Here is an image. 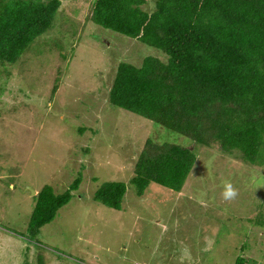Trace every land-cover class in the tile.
<instances>
[{"label":"rangeland","instance_id":"obj_1","mask_svg":"<svg viewBox=\"0 0 264 264\" xmlns=\"http://www.w3.org/2000/svg\"><path fill=\"white\" fill-rule=\"evenodd\" d=\"M60 2L18 64L0 68V264H264V169L196 145L181 192L151 184L138 196L130 181L147 139L194 144L111 106L109 90L119 63L165 56L86 21L94 0ZM76 178L70 201L31 237L35 195L62 194ZM227 180L232 201L221 195ZM107 182L126 185L119 211L93 198Z\"/></svg>","mask_w":264,"mask_h":264},{"label":"trees","instance_id":"obj_2","mask_svg":"<svg viewBox=\"0 0 264 264\" xmlns=\"http://www.w3.org/2000/svg\"><path fill=\"white\" fill-rule=\"evenodd\" d=\"M148 4L153 10L143 8ZM60 6V0H0V68L18 64ZM88 12L86 21L165 56L145 57L139 67L119 63L110 105L194 144L147 139L130 181L138 196L151 184L181 192L196 162V145H218L224 154L238 153L244 163L264 169V0H94ZM80 182L76 178L62 194L46 186L35 195L31 237L54 220ZM126 190L122 182H107L93 198L119 211Z\"/></svg>","mask_w":264,"mask_h":264},{"label":"clouds","instance_id":"obj_3","mask_svg":"<svg viewBox=\"0 0 264 264\" xmlns=\"http://www.w3.org/2000/svg\"><path fill=\"white\" fill-rule=\"evenodd\" d=\"M238 189L233 185L230 180L223 182V191L221 193L222 197L226 201L235 200L238 196Z\"/></svg>","mask_w":264,"mask_h":264},{"label":"water","instance_id":"obj_4","mask_svg":"<svg viewBox=\"0 0 264 264\" xmlns=\"http://www.w3.org/2000/svg\"><path fill=\"white\" fill-rule=\"evenodd\" d=\"M31 193L34 194L35 192H33V191L31 190Z\"/></svg>","mask_w":264,"mask_h":264}]
</instances>
